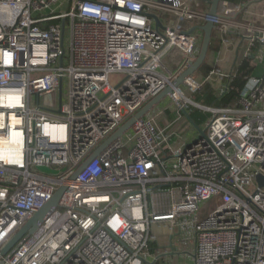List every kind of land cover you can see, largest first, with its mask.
<instances>
[{
	"label": "built area",
	"instance_id": "obj_1",
	"mask_svg": "<svg viewBox=\"0 0 264 264\" xmlns=\"http://www.w3.org/2000/svg\"><path fill=\"white\" fill-rule=\"evenodd\" d=\"M59 1L0 0V253L66 187L2 264H156L170 254L264 264V72L228 106L191 98L213 80L223 98L235 72L216 66L203 82L188 78L174 95L189 115L210 114L203 135L170 130L185 122L178 107L161 128L157 107L73 180L193 65L204 36L197 27L212 22L239 64L263 62L264 28L241 17L249 2L221 0L212 16L203 0H63L65 10L51 11ZM115 73L124 78L113 86Z\"/></svg>",
	"mask_w": 264,
	"mask_h": 264
},
{
	"label": "water",
	"instance_id": "obj_2",
	"mask_svg": "<svg viewBox=\"0 0 264 264\" xmlns=\"http://www.w3.org/2000/svg\"><path fill=\"white\" fill-rule=\"evenodd\" d=\"M203 1L210 5V14L212 16H216L217 8L221 0H203ZM151 17L155 19L157 27H160L161 24L158 18L155 15H151ZM197 28L204 32V36H203V40H202V43L199 49L198 57L196 61L193 63V65L186 72H184L176 81H174L172 83V86L165 89L161 94H159L152 101H150L127 124H125L122 128H120L106 142H104V144H102L100 148L93 154L90 160L76 172L75 176L73 177V180L76 179V177L83 171L84 167L90 161H92L98 155H100L111 143H113L115 140H117L122 135H124L129 129H131V127L137 121L144 119L150 112H152L159 105H161V103L166 99L173 100L176 106L182 111L183 115L185 116L187 121L190 123V125L199 134L201 135L204 134L203 130L200 128L199 125H197L194 122L192 117L185 110L181 109V104L174 95V89L185 84L186 80L192 77L195 73H197L206 62V59H207V56L210 50L211 42L213 39V35H214V25L212 22H209L206 25L197 27ZM37 169L46 174H56L57 173V171L50 170L46 167H38ZM257 182L259 183L260 186H264V177H262L261 175H258ZM65 189L66 187L62 186L56 191L54 197L46 204V206L42 210H40L37 214H35L33 218H31L6 244V246L3 248V250L0 253V257L8 256L9 254H11L14 251V249L20 244V242H22L27 236L34 234L41 227V225L44 223L47 217L58 208ZM169 249L170 250L173 249L172 242H170L169 244ZM164 256H167V255H164ZM170 256H173V254H170ZM0 264H2L1 259H0Z\"/></svg>",
	"mask_w": 264,
	"mask_h": 264
},
{
	"label": "trees",
	"instance_id": "obj_3",
	"mask_svg": "<svg viewBox=\"0 0 264 264\" xmlns=\"http://www.w3.org/2000/svg\"><path fill=\"white\" fill-rule=\"evenodd\" d=\"M215 45L216 47H214ZM219 48H220L219 42L216 40L215 37H213L210 50L215 51L216 49L217 51ZM210 71H211V67H209L208 64L205 63L198 72L203 74L205 77H207ZM253 71H254V67L251 66V62L249 60H243L235 69L236 77L233 82L234 89L231 90V92H229L223 98H218L215 95L213 88L210 87L211 85L206 84L202 88V90L194 94L196 103L207 107L230 105L238 97L239 91L243 88L247 78L253 73ZM190 116L192 117L194 122L199 126L204 125L207 119L209 118V115L207 113H204L198 109H193V111L190 113ZM185 122L186 123L183 129L189 128L191 126L187 120Z\"/></svg>",
	"mask_w": 264,
	"mask_h": 264
},
{
	"label": "rangeland",
	"instance_id": "obj_4",
	"mask_svg": "<svg viewBox=\"0 0 264 264\" xmlns=\"http://www.w3.org/2000/svg\"><path fill=\"white\" fill-rule=\"evenodd\" d=\"M66 7H67V5H65V2L63 0H60L57 4H55L51 7V11L65 10ZM245 45H246V42L239 45V48L242 49V47H244ZM214 47H216V45ZM213 51L214 50H209V53H208V56H207V59L205 62L208 64L209 67H211V71L216 67L214 65H211V60H210V58L213 54ZM165 61L168 63V65L170 66L171 69H173V70L175 69L177 64L173 65L172 62H170L168 59H165ZM256 68L257 69L254 71L253 76L263 75L264 65L259 64ZM123 78H124V75L122 73H115V74L110 75L109 80L113 86H116L118 84V82L120 80H122ZM193 78L198 82H203V80L205 79V76L203 74L197 72L193 75ZM206 84L211 85V84H213V81L210 83H206ZM210 87H212V85ZM191 100L196 103V101H195L196 99H195L194 95L191 98ZM176 107L177 106H176L175 102L171 99L164 100L161 103V105L158 106L159 111L164 112L159 117L160 118L159 125L161 126V128L169 127V125L173 122L175 114H176V110H177ZM184 126H185V122L182 121L181 124H179L178 126H175L173 129H170V130H172V131L183 130ZM203 126L204 125H201L200 128H202ZM164 252L165 251H158L157 252V254H158L157 258L159 257L160 254L163 255ZM160 257H159V260L156 264H191L190 260L185 256H180V257H175V256H164V257H162V256H160Z\"/></svg>",
	"mask_w": 264,
	"mask_h": 264
},
{
	"label": "crops",
	"instance_id": "obj_5",
	"mask_svg": "<svg viewBox=\"0 0 264 264\" xmlns=\"http://www.w3.org/2000/svg\"><path fill=\"white\" fill-rule=\"evenodd\" d=\"M247 1L249 3L247 4V8L243 16H241L242 19L249 24H253L257 27L264 28V0H247ZM210 60H211V65L220 67V69L223 72L230 74L231 72H235V69L239 65L240 59H239V54L237 53L235 46H230V47H222V48H219L217 51L216 50L213 51V54ZM259 64L264 65V59H263V62ZM259 64L255 65L254 71L257 69L256 67ZM254 71L251 74L252 76L254 74ZM263 72H264V69H263ZM211 85H212L213 91L216 94V92L221 89V86L223 84H221V82H219L218 80H213V84ZM176 117H177V114H175L174 120L176 119ZM209 117H210V114H209ZM186 120L187 119L185 118V121ZM183 130H179V131H183ZM185 257H187L190 260L191 264H193L192 257L188 255H185Z\"/></svg>",
	"mask_w": 264,
	"mask_h": 264
}]
</instances>
